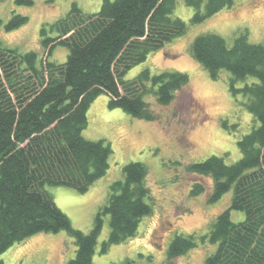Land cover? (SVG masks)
<instances>
[{"label": "trees", "instance_id": "trees-1", "mask_svg": "<svg viewBox=\"0 0 264 264\" xmlns=\"http://www.w3.org/2000/svg\"><path fill=\"white\" fill-rule=\"evenodd\" d=\"M234 1L184 3L193 9L190 23H199ZM15 3L30 5L32 0ZM174 6L175 0H101L97 12L85 13L72 3L63 17L40 29L46 53L40 61L35 51L20 52L0 41V253L34 234L65 231L76 246L67 264H94L104 216H109V234L101 244L102 253L133 237L140 220L151 214L144 182L147 168L140 162L122 167L123 179L109 185L106 203L88 232L72 227L45 186L84 193L106 173L109 143L82 136L87 109L98 95L108 96L109 108L150 121L155 116L145 94L153 93L159 105H168L188 84V75L177 70L151 74L143 69L134 78L123 79L151 52L185 33L187 23L172 16ZM26 22V16L13 12L5 29ZM53 31L55 35L49 36ZM57 45L67 49L60 63L48 59ZM190 52L212 79L222 69L231 73V90L246 98L244 105L258 123L238 139L241 156L234 163L211 155L188 166L191 173L211 178L209 202L233 188L229 207L201 237L215 246L204 263L264 264V40L251 43L242 31L229 47L221 36L206 32L194 38ZM247 77L255 81L234 86ZM190 191L197 196L205 186L194 183ZM232 209L243 211L244 219L233 222ZM195 245L193 236L175 235L167 256L174 258Z\"/></svg>", "mask_w": 264, "mask_h": 264}, {"label": "rangeland", "instance_id": "rangeland-1", "mask_svg": "<svg viewBox=\"0 0 264 264\" xmlns=\"http://www.w3.org/2000/svg\"><path fill=\"white\" fill-rule=\"evenodd\" d=\"M72 3L85 13H95L101 6V0H32L30 5L0 0V41L20 52L35 51L40 61L46 54L40 29L63 17ZM13 12L26 16L27 22L6 30L5 24ZM192 14L193 9L184 0H175L172 16L187 23L185 33L151 52L123 76L125 80L132 79L143 69L151 74L177 70L188 75L185 88L163 106L156 102L153 93L145 94L143 99L155 116L150 121L132 117L119 108H109L108 96L98 95L87 109V125L82 136L109 143L112 152L106 173L84 193L65 186H45L72 227L88 232L99 207L106 203L109 185L123 179L122 167L129 162H140L147 168L144 182L150 191L147 202L151 204V214L140 220L133 237L111 245L102 253L101 244L109 234V216H104L92 258L94 264H205V258L215 249L201 237L208 233L217 215L229 207L233 188L209 202L211 178L191 173L188 166L211 155L222 157L227 164L234 163L241 156L238 139L258 123L244 105L246 98L231 90V73L222 69L212 79L193 59L190 49L194 38L206 32L221 36L229 47L242 31H246L249 42H262L264 0H235L231 7L199 23H190ZM48 35L54 36L55 32ZM66 55L67 49L57 45L48 59L60 63ZM253 81L255 78L247 77L235 81L234 86L240 88L245 82ZM194 183L204 185L205 191L192 195ZM230 218L233 222L242 221L244 212L232 209ZM179 234L193 236L196 245L184 254L169 258V244ZM75 251L74 239L65 231L41 232L9 246L0 253V261L3 264H67Z\"/></svg>", "mask_w": 264, "mask_h": 264}]
</instances>
